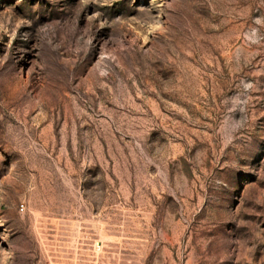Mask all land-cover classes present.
<instances>
[{
	"label": "rangeland",
	"instance_id": "374dc122",
	"mask_svg": "<svg viewBox=\"0 0 264 264\" xmlns=\"http://www.w3.org/2000/svg\"><path fill=\"white\" fill-rule=\"evenodd\" d=\"M0 264H264V0H0Z\"/></svg>",
	"mask_w": 264,
	"mask_h": 264
}]
</instances>
